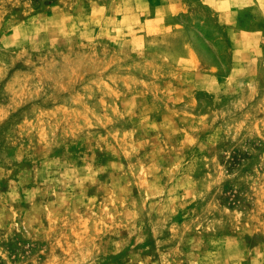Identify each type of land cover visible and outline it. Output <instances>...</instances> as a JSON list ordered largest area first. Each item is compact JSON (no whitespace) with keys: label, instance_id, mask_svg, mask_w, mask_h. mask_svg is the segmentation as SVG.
Returning <instances> with one entry per match:
<instances>
[{"label":"rangeland","instance_id":"374dc122","mask_svg":"<svg viewBox=\"0 0 264 264\" xmlns=\"http://www.w3.org/2000/svg\"><path fill=\"white\" fill-rule=\"evenodd\" d=\"M0 264H264V0H0Z\"/></svg>","mask_w":264,"mask_h":264}]
</instances>
